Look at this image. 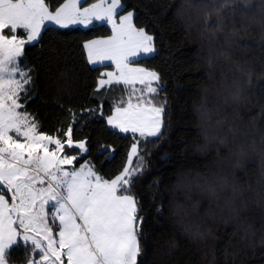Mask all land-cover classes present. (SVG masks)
Returning <instances> with one entry per match:
<instances>
[{"label": "snow or ice", "instance_id": "6c2138e0", "mask_svg": "<svg viewBox=\"0 0 264 264\" xmlns=\"http://www.w3.org/2000/svg\"><path fill=\"white\" fill-rule=\"evenodd\" d=\"M193 8L209 43V76L216 67L227 68L237 82L234 96L245 92L249 96L253 71L216 61L231 57L234 48L253 46L245 42L254 39L240 31L243 22L255 16V9L264 16V0L257 4L183 0L177 15ZM123 10L121 0H96L87 6H81V0H63L54 11L46 0H0V264H11V252L21 247L26 250L25 264H150L142 230L145 217L132 191L144 158L136 168L129 166L141 140L162 135L167 101L157 99L163 89L153 86L159 85L160 74L138 66L139 58L155 53L154 37L136 26L133 11L118 15ZM94 22L110 26L111 35L82 44L86 64L105 69L93 95L100 88L123 86L125 95L113 101L111 114L104 119L112 130L130 133L134 141L127 155L129 166L111 179L98 174L88 161L79 162L89 150L86 139H73L76 114L71 108L66 110L67 127L57 129L59 135L41 130L40 121L26 107L35 98L36 74L27 63L21 66L26 45L38 43L42 31H55V27L47 29L48 24L69 29ZM228 22L233 27L226 37ZM254 46L264 54V43ZM53 52L56 61L63 56L57 49ZM257 79H264V72ZM58 106L64 110L63 104ZM98 112L104 116L102 105L81 110L89 116ZM76 127L79 131L85 123ZM66 146L75 154L66 153Z\"/></svg>", "mask_w": 264, "mask_h": 264}, {"label": "trees", "instance_id": "16d2710c", "mask_svg": "<svg viewBox=\"0 0 264 264\" xmlns=\"http://www.w3.org/2000/svg\"><path fill=\"white\" fill-rule=\"evenodd\" d=\"M46 2L54 11L63 0ZM95 2L86 0L85 5ZM121 2L124 12H134L136 26L143 27L154 37L155 54L138 63L160 74L157 87L163 90L159 91L157 99L167 101L162 135L148 141L141 140L133 162V168H136L140 157L144 158L143 167L134 176L132 191L137 195L140 214L145 217L142 230L148 240L146 259L150 264H195L197 257L193 245L183 237L181 228L167 218L170 189L190 170H206L208 161L215 155L212 153L204 158L197 153L196 145L204 132V121L198 109L205 101L210 102V123L223 120L231 113L232 109L224 106L222 99L213 92L231 83L233 76L227 68L222 71L220 67H216L209 76V52L202 35L203 22L193 23L177 15L183 0ZM109 35L111 30L108 26L97 24L88 29L55 28V31H43L38 43L26 46L21 59V66L27 63L36 74V92L32 93L35 98L29 100L27 111L40 121L41 130L59 135L57 129L67 127L70 115L66 110L71 108L76 114L73 139H86L89 150L79 157V162L88 161L106 179L114 178L127 165V155L134 142L131 134H120L110 129L104 119L111 114L113 101L125 95L123 86L104 87L93 95L103 68L87 65L82 49L85 41ZM245 43L253 46L232 49L231 59H219L216 65L235 63L253 71V83L249 89L251 104L242 110V114L246 113L247 118L251 119L259 115L260 105L264 104V95L261 94L264 79H257L258 74L264 72V54L254 46L256 40ZM53 49L63 54L60 60H55ZM63 57H67V60ZM58 104H63V111ZM101 105L104 116H100L99 112L95 116L81 113L82 109H99ZM81 121L85 127L78 131L76 124ZM65 152L75 154L67 146ZM231 231V228L223 230L221 246L231 238ZM173 238L179 241L180 246L166 256L161 255L164 242ZM25 258L26 250L23 247L10 254L11 264H25ZM241 259L244 264H264V249L244 253Z\"/></svg>", "mask_w": 264, "mask_h": 264}, {"label": "clouds", "instance_id": "9594fccd", "mask_svg": "<svg viewBox=\"0 0 264 264\" xmlns=\"http://www.w3.org/2000/svg\"><path fill=\"white\" fill-rule=\"evenodd\" d=\"M259 2L252 0L254 4ZM255 12L243 22L245 28L240 35L264 43V16L259 8ZM179 16L193 23L199 21L195 8L188 13L181 11ZM232 27L231 23L226 25L224 36L230 35ZM236 86L232 80L213 92L232 109L223 120L210 123L209 101L198 109L204 132L196 145L197 153L204 158L215 153L206 170H190L170 189L167 218L193 245L195 264H244V253L264 249V104L260 105L259 115L247 118L242 110L251 99L246 92L234 96ZM227 228L232 230L231 238L221 246V233ZM179 246L175 238L166 240L161 255Z\"/></svg>", "mask_w": 264, "mask_h": 264}, {"label": "rangeland", "instance_id": "374dc122", "mask_svg": "<svg viewBox=\"0 0 264 264\" xmlns=\"http://www.w3.org/2000/svg\"><path fill=\"white\" fill-rule=\"evenodd\" d=\"M85 2H86V0H81V6H87V5H85ZM126 12H124V11H119L118 12V15H124ZM95 24H97V25H106V26H108L107 24H105V23H103V22H94L93 23V25H95ZM93 25H90V26H88V27H84L83 25H76V26H73V27H71L70 29H72V28H81V29H88V28H90V27H92ZM47 27H55V28H58V27H56V26H53V25H51V24H48L47 25ZM109 27V29H110V26H108ZM111 30V29H110ZM43 32V31H42ZM19 34V33H18ZM41 35H42V33H41ZM35 44V43H34ZM27 46V45H26ZM155 46V45H154ZM155 54V53H154ZM154 54H149V55H147V56H142L141 58H139L138 59V61L139 60H141V59H144V58H149V57H151V56H153ZM109 64H110V62H109ZM91 66V65H90ZM138 66H140V67H143L142 65H140L139 63H138ZM91 67H93V68H96V67H101V66H99V65H96V66H91ZM103 68V67H102ZM143 68H145V67H143ZM105 69L103 68V70L102 71H104ZM108 70H112L111 69V67H109V69ZM150 70V69H149ZM106 78V77H105ZM138 86V88H140V87H142L141 85H137ZM153 86H157L156 84H154ZM100 89H102V88H100ZM109 128H110V126H109ZM111 129V128H110ZM162 129H163V127H162ZM162 129H161V132H162ZM115 131H118V130H115ZM130 134V133H129ZM51 147V146H50ZM137 155H138V152H137ZM137 155L136 156H134L133 157V162H134V160H135V158L137 157ZM133 162H132V164L129 166L128 164L126 165V166H129L130 168H133ZM76 166V165H75ZM2 187V186H1ZM36 259H39V256L37 255L36 256Z\"/></svg>", "mask_w": 264, "mask_h": 264}, {"label": "water", "instance_id": "95a60500", "mask_svg": "<svg viewBox=\"0 0 264 264\" xmlns=\"http://www.w3.org/2000/svg\"><path fill=\"white\" fill-rule=\"evenodd\" d=\"M1 187V186H0Z\"/></svg>", "mask_w": 264, "mask_h": 264}]
</instances>
